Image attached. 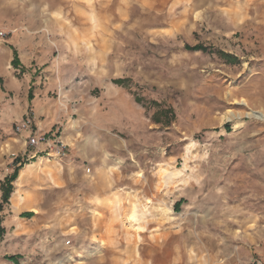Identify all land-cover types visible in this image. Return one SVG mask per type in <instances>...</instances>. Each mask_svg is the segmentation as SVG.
<instances>
[{"label": "rangeland", "instance_id": "1", "mask_svg": "<svg viewBox=\"0 0 264 264\" xmlns=\"http://www.w3.org/2000/svg\"><path fill=\"white\" fill-rule=\"evenodd\" d=\"M0 31V264H264V0H0Z\"/></svg>", "mask_w": 264, "mask_h": 264}, {"label": "trees", "instance_id": "2", "mask_svg": "<svg viewBox=\"0 0 264 264\" xmlns=\"http://www.w3.org/2000/svg\"><path fill=\"white\" fill-rule=\"evenodd\" d=\"M185 47L187 49H191V50H201V51H206L207 48L206 46H204L203 44H200V43H197V44H194V45H188L186 44ZM222 56L223 57H227L231 60L233 59H236L235 56L229 54V53H225V52H221ZM12 63L14 65H19V59H18V56H17V52L14 51V57L12 59ZM124 80L122 78H118V79H115L113 80L114 83L116 84H122ZM32 88L30 87L29 90H28V93H27V98L28 100H31L33 98V93H32ZM136 100H138L139 98H135ZM154 104H157L156 101L152 100ZM160 113H170L171 117L170 118H167L166 122H169L173 117H174V112H173V109L171 107H168L167 110H160L159 112L158 111H155L153 113V120L155 122H159L160 119L157 117ZM18 158H15V161H17ZM20 168V166H15L13 168V171L7 175L5 177V180L3 182V186L1 188V196H0V210L2 209V206L4 203H6L8 201V198L10 196V193L12 191V184H11V181L14 180L17 176V172H18V169ZM5 233V228L2 226L1 224V218H0V237ZM10 259L12 260H15V257L14 256H10L9 257Z\"/></svg>", "mask_w": 264, "mask_h": 264}, {"label": "built area", "instance_id": "3", "mask_svg": "<svg viewBox=\"0 0 264 264\" xmlns=\"http://www.w3.org/2000/svg\"><path fill=\"white\" fill-rule=\"evenodd\" d=\"M3 32L0 31V35ZM15 129L17 132H28L27 136L25 137L26 143L30 146L37 147L38 145H44L45 149H47L48 155H53L57 157L65 156L67 144L64 142L60 136H55L53 138H49L44 134H38L31 129V121L29 118H25L19 124H16ZM248 264H262L258 258H251Z\"/></svg>", "mask_w": 264, "mask_h": 264}, {"label": "crops", "instance_id": "4", "mask_svg": "<svg viewBox=\"0 0 264 264\" xmlns=\"http://www.w3.org/2000/svg\"><path fill=\"white\" fill-rule=\"evenodd\" d=\"M32 119H33V122L36 124V119L34 118V117H32ZM37 125V124H36ZM40 130V129H39ZM72 153H74V152H72ZM76 153V152H75ZM78 153V152H77Z\"/></svg>", "mask_w": 264, "mask_h": 264}]
</instances>
